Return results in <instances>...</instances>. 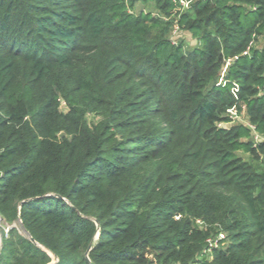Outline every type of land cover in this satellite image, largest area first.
Segmentation results:
<instances>
[{
  "label": "trees",
  "instance_id": "16d2710c",
  "mask_svg": "<svg viewBox=\"0 0 264 264\" xmlns=\"http://www.w3.org/2000/svg\"><path fill=\"white\" fill-rule=\"evenodd\" d=\"M137 1L0 0V264H264V0Z\"/></svg>",
  "mask_w": 264,
  "mask_h": 264
},
{
  "label": "rangeland",
  "instance_id": "374dc122",
  "mask_svg": "<svg viewBox=\"0 0 264 264\" xmlns=\"http://www.w3.org/2000/svg\"><path fill=\"white\" fill-rule=\"evenodd\" d=\"M182 5H183L182 10H186L188 4L186 2H184ZM142 13L150 14L151 16H153L155 18H159V19L164 20V21L169 20V17H166L162 13V11L158 8L157 4L155 2H153L152 0L137 1L133 4V7L131 9H129V14L132 15L133 17H137L138 15H140ZM155 33H157V32H155ZM167 36L172 41V43L175 45H177L179 43V41H182L183 42V50L182 51L184 53L191 51L192 47L198 45V44H196L195 40H193V38L186 37L185 34L176 25L170 29ZM263 45H264V40L260 39L255 44V47L261 48ZM228 61L223 64V70H222L221 77H220L218 83H221V78H223V76H224L223 73H224V71L227 70V67L229 66ZM56 78L61 79L60 75H57ZM151 89L153 90V88H150V87L149 88L148 87L142 88V90H145V91H151ZM261 92L264 93V91H261ZM154 94H158V91H156L155 89H154ZM236 94H237V88L235 87V90H233L232 95L235 97ZM154 101L155 100H153V102ZM153 102L150 104V107L155 106V103H153ZM60 109L61 110L65 109L63 103L60 104ZM226 116H228L229 122H227V123L220 122L217 124L218 126H222V127L224 126L225 128H231V127L236 126V125H242V126L250 127L251 129H253L252 124L249 121V117H248V114L246 112V109L244 107H241L240 109H238L237 105H236V107H231L230 109H228L226 111ZM87 120H88V122H95L98 120V116L90 113L87 115ZM251 142L253 143V145L255 147H257V144H259L260 142H264V138H261L258 135H256L254 132H252ZM239 154L240 153H238V155ZM244 157H246V156H244ZM13 223H15V222H12L11 224H13ZM16 227H18L17 228L18 233L22 234V230H21L20 226H18L16 224ZM50 255H52V254H50ZM52 256L54 257V255H52ZM49 258H50V256H49ZM50 261H51V258L49 259V262Z\"/></svg>",
  "mask_w": 264,
  "mask_h": 264
},
{
  "label": "built area",
  "instance_id": "2783aa9c",
  "mask_svg": "<svg viewBox=\"0 0 264 264\" xmlns=\"http://www.w3.org/2000/svg\"><path fill=\"white\" fill-rule=\"evenodd\" d=\"M176 219H178L179 217H175ZM16 224L18 226H20V220H16L15 223L13 224H8L6 222H4V220L0 217V244H2V240L8 237L9 234V230L12 227H16ZM18 228V227H16ZM225 239V235L224 233H218L215 236H211L208 237L205 240V247H204V253L207 255H210L214 250H217L218 248H220L221 246V242ZM51 253H48V255L51 258V261L47 264H57L56 259L50 255Z\"/></svg>",
  "mask_w": 264,
  "mask_h": 264
},
{
  "label": "water",
  "instance_id": "95a60500",
  "mask_svg": "<svg viewBox=\"0 0 264 264\" xmlns=\"http://www.w3.org/2000/svg\"><path fill=\"white\" fill-rule=\"evenodd\" d=\"M21 226V224H20ZM21 230H22V234L33 244L37 245L38 247H40L31 237L30 235L22 228L21 226ZM1 247H2V244H0V251H1ZM42 248V247H41ZM91 249V244H89V246L87 247L86 249V252H85V258L87 259V254L89 252V250ZM54 258L56 259V261L58 262V259L56 256H54Z\"/></svg>",
  "mask_w": 264,
  "mask_h": 264
}]
</instances>
